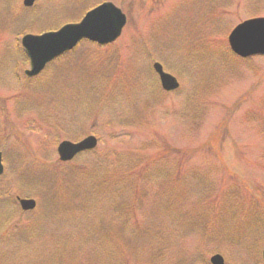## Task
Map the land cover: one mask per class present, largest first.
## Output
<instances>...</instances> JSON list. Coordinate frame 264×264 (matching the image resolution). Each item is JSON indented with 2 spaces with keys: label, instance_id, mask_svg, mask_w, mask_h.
Wrapping results in <instances>:
<instances>
[{
  "label": "rangeland",
  "instance_id": "1",
  "mask_svg": "<svg viewBox=\"0 0 264 264\" xmlns=\"http://www.w3.org/2000/svg\"><path fill=\"white\" fill-rule=\"evenodd\" d=\"M108 2L128 17L115 44L25 75L24 36ZM257 16L264 0H0V264H263L264 56L233 58L228 43ZM88 136L97 149L58 167V145ZM130 160L145 185H105Z\"/></svg>",
  "mask_w": 264,
  "mask_h": 264
},
{
  "label": "water",
  "instance_id": "2",
  "mask_svg": "<svg viewBox=\"0 0 264 264\" xmlns=\"http://www.w3.org/2000/svg\"><path fill=\"white\" fill-rule=\"evenodd\" d=\"M36 0H25L27 7L34 5ZM126 16L112 3H105L89 12L80 24L67 25L58 32L47 33L42 36H26L23 39L24 50L30 60L29 77L39 75L46 65L55 58L75 48L80 41L88 39L100 45L114 42L120 37L126 25ZM229 44L234 54L241 58L264 55V18L246 21L235 28L229 36ZM160 76L162 87L166 91L179 88L178 80L165 73L159 63L154 65ZM98 141L90 136L79 143L63 142L58 147L62 162L73 160L78 154L97 147ZM3 173L2 155L0 154V175ZM24 210H32L36 206L34 200H22ZM212 264H225L220 255L211 259Z\"/></svg>",
  "mask_w": 264,
  "mask_h": 264
},
{
  "label": "trees",
  "instance_id": "3",
  "mask_svg": "<svg viewBox=\"0 0 264 264\" xmlns=\"http://www.w3.org/2000/svg\"><path fill=\"white\" fill-rule=\"evenodd\" d=\"M232 55V54H231ZM173 152V149L170 150V153ZM175 153H179L181 154L182 151H174ZM138 160H130L128 161V163H125L124 165H126V170H127V173H124L120 180H116L115 181V177L114 175H109L108 178L105 180V185H109L111 186V188L113 187L114 188V184H122L125 188H128L129 191L131 192L132 190H136L137 188L136 187H142L145 185V183L147 182L148 179H146V177L148 176H144L145 174V167H144V163L139 160V162H137ZM134 165V166H133ZM61 166V167H60ZM60 168H64V165H61L59 163V166ZM130 168V169H129ZM181 171H178V174L177 176H174V180L170 181V182H173L174 185H179L182 183V180H181ZM124 179H128L127 180H124ZM114 179V180H113ZM169 180V179H168ZM182 185V184H181ZM133 187V188H131ZM141 190H143L141 188ZM128 191V190H127ZM140 197V196H139ZM139 198L135 199V200H132V203L135 204V206L133 205V208L131 209V212H135L137 214V216L134 218L132 217V221L133 222H136V223H139V218H138V214H141L139 210H142V208L140 207L139 205ZM138 202V206H136Z\"/></svg>",
  "mask_w": 264,
  "mask_h": 264
}]
</instances>
